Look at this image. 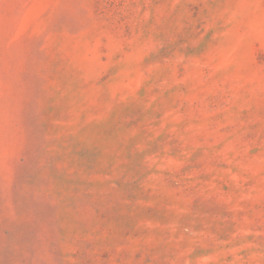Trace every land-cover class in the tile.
Segmentation results:
<instances>
[{
  "label": "rangeland",
  "instance_id": "374dc122",
  "mask_svg": "<svg viewBox=\"0 0 264 264\" xmlns=\"http://www.w3.org/2000/svg\"><path fill=\"white\" fill-rule=\"evenodd\" d=\"M0 264H264V0H0Z\"/></svg>",
  "mask_w": 264,
  "mask_h": 264
}]
</instances>
